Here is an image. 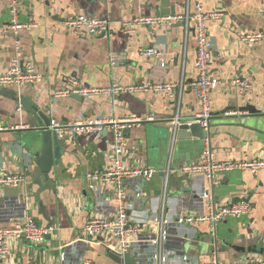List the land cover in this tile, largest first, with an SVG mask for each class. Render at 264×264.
Here are the masks:
<instances>
[{
  "label": "crops",
  "instance_id": "crops-1",
  "mask_svg": "<svg viewBox=\"0 0 264 264\" xmlns=\"http://www.w3.org/2000/svg\"><path fill=\"white\" fill-rule=\"evenodd\" d=\"M17 1L19 22L34 27L17 39L4 31L11 22V0H0V74L14 59L18 40L21 58L31 61L42 79L31 86L5 87L11 95H0V122L8 128L0 133V170L25 177L17 188L0 187V226L10 227L26 216L42 227L47 225L35 199L37 187L31 182L33 155L42 147L39 127L34 116L15 103L18 96H24L46 119L63 124L95 119L141 121L126 130L123 163L127 168L143 166L156 173L142 187L137 184L139 199L133 197L136 186L125 187L133 201L129 218L145 220L140 237L127 253L136 264H210L213 253L219 264H264V170L257 175L249 171L221 173L214 186L200 175L181 176L178 168L196 163L202 152L203 140L192 138L172 151L167 163L169 150L163 139L171 131V121L195 120L200 111L196 90L190 86L196 79L193 25L188 30L179 23L155 29L133 26L132 33L122 29L124 22L135 17L184 15L187 10L193 14L194 0ZM201 1L204 11L224 14L221 20L207 23L213 53L210 77L219 82L210 93L209 139L214 158L223 163L264 159V43L246 45L237 40L238 33L264 30V0ZM80 15L108 20L111 36H76L65 30L63 22ZM145 48L159 49L165 68L153 58L142 57L139 50ZM112 57L118 58L117 64L111 62ZM67 78L92 88L164 82L177 89L175 98L150 91L54 99L53 93L66 87ZM236 78L246 80L250 91L239 94L230 84ZM242 108L254 110L250 113ZM59 142L61 160L42 179L46 189L40 194L52 227L39 245L23 237L6 238L0 264H117L111 254L121 253L113 238L89 239L81 232L87 219L109 215L115 206L111 188L97 184L99 190L94 193L87 180L88 174L109 169L113 133L103 129L68 135ZM206 193L216 209L245 200L251 204V212L225 218L213 228L207 221H179V217L207 214ZM151 216L159 219L151 220ZM160 219L165 222L163 227ZM161 229V247L150 245V238L161 236ZM154 256L159 259L152 260Z\"/></svg>",
  "mask_w": 264,
  "mask_h": 264
},
{
  "label": "built area",
  "instance_id": "built-area-1",
  "mask_svg": "<svg viewBox=\"0 0 264 264\" xmlns=\"http://www.w3.org/2000/svg\"><path fill=\"white\" fill-rule=\"evenodd\" d=\"M195 12L189 14L188 10L184 15H155L151 17H135L130 21H126L122 25V29L126 33H132L133 26H144L148 28H169L174 24H183L188 30V25L192 24L194 28L196 40V57L195 71L196 79L190 86L196 90L197 100L200 106V111L195 118V122L200 129L207 133V137L203 139V148L199 160L194 164L180 166L177 173L181 176L192 175L202 176L210 186L215 185V179L218 174L229 173L233 171H249L252 175H257L264 170V159L253 158L249 161L239 162H218L214 158V153L210 146L208 137L210 121L212 119V110L210 106V93L215 89L219 82L210 77V64L213 58L211 50V42L207 35V23L209 21H219L223 18V11L214 10L210 12L204 11L201 0H194ZM19 4L17 0H11L9 12L11 22L4 31H10L15 38L18 35L34 27V24H22L18 20ZM110 22L105 19L89 17V16H72L63 22L65 30L72 32L76 36H81L83 33L91 37H109L111 36ZM237 40L241 44L257 45L264 43V30L257 33H238ZM15 56L8 70L0 74V88L15 87L21 88L38 84L42 76L39 74L31 61H24L21 58L20 42L15 41ZM139 54L144 58H153L159 62L160 68H165L162 52L157 48L140 49ZM113 64L118 63V58L112 57ZM231 86L237 89L239 94H245L250 91V85L246 80L236 78L231 81ZM65 88L57 90L53 93L54 99L77 95L81 98L106 97L132 93L155 92L166 95L167 98H175V90L177 86L174 84L158 82V83H141L132 86H121L112 84L104 88H92L81 84L75 78H67ZM20 111V109H17ZM178 118L174 120V123ZM139 119L133 120H115V119H95L86 122L75 121L71 123H60L58 121H50L49 127L55 132L59 139L68 135L87 134L92 131L101 132L103 129H109L113 133V150L112 157L109 162V169L105 173L93 172L87 175L89 189L97 193L100 184L111 188L115 206L110 210L107 217L94 216L86 220L83 224L81 232L85 238L94 239L100 236L113 238L118 244V251L121 254L130 253L133 242L139 238L142 232V226L145 220L129 218L128 212L133 209V201H131L125 192V187L131 186L134 188V198L141 197V191L138 189V183L149 181L156 173L153 169L138 166L127 168L123 163V158L126 151V130L134 125H139ZM8 128L0 122V133L7 131ZM171 153L169 151L168 162H171ZM169 167H166V172ZM25 182V177L22 174H11L4 170H0V187L8 186L17 188ZM133 198V199H134ZM203 198L207 202V214L197 215L195 217H179V221L190 223L193 221H207L212 225V228L225 218H240L247 216L251 212V204L245 200H240L235 203H227L215 208L213 198L209 194H204ZM158 217L151 216V220H158ZM160 226L165 225L164 220H159ZM50 230H46L34 222V220L26 216L21 222L15 223L10 227L0 226V259L5 255L4 242L6 238H25L29 243L39 245L44 242L46 235ZM164 234L161 229V236L153 239L150 238V245H159ZM158 247V248H159ZM158 257H152V260H158ZM83 264H91L83 262ZM210 264H219L216 254L213 253Z\"/></svg>",
  "mask_w": 264,
  "mask_h": 264
},
{
  "label": "water",
  "instance_id": "water-1",
  "mask_svg": "<svg viewBox=\"0 0 264 264\" xmlns=\"http://www.w3.org/2000/svg\"><path fill=\"white\" fill-rule=\"evenodd\" d=\"M0 95H11V92L5 90L4 88H0ZM71 97L76 100L82 99L81 97L74 94L71 95ZM15 103L21 108H23L27 113L34 116L39 127L37 130L40 132L42 147L37 154L33 155L34 161L31 182L37 187V190L35 192V199L40 207V213L42 214L44 220L47 223L45 229L50 230L52 227V222L45 217V210L40 201V194L46 189L42 184V179L48 178L51 169L61 160L62 147L59 142L60 139L57 137L55 132L49 127L50 121L45 118V116L38 110L37 107L33 106V104L28 98L24 96H18L17 100H15ZM242 109L244 111L247 110L250 113H253L252 111L254 110L252 108ZM171 123V131L165 134V138L163 140L164 143L167 144L168 150L173 151L174 153L177 151L178 147L183 144V141L185 139L192 138L197 140H203L207 137V133L200 129L199 125L195 122V120L179 119L176 121V123H174V120H172ZM143 184L144 181L142 180L140 182V186L142 187ZM249 251L250 250L247 249V252ZM259 251V253L262 254V250ZM111 257L117 264H136L135 261H133V258H131L132 256H130L129 254L120 255L118 253L112 252Z\"/></svg>",
  "mask_w": 264,
  "mask_h": 264
}]
</instances>
